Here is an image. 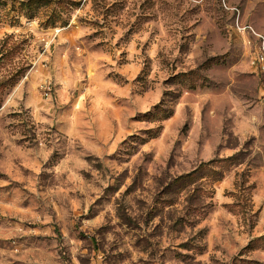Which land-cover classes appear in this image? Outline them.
Returning a JSON list of instances; mask_svg holds the SVG:
<instances>
[{"label":"rangeland","instance_id":"obj_1","mask_svg":"<svg viewBox=\"0 0 264 264\" xmlns=\"http://www.w3.org/2000/svg\"><path fill=\"white\" fill-rule=\"evenodd\" d=\"M263 42L264 0H0V264H264Z\"/></svg>","mask_w":264,"mask_h":264},{"label":"trees","instance_id":"obj_2","mask_svg":"<svg viewBox=\"0 0 264 264\" xmlns=\"http://www.w3.org/2000/svg\"><path fill=\"white\" fill-rule=\"evenodd\" d=\"M201 166H202V164L199 165L198 167H201ZM195 171H196V170H195ZM193 173H194V171H193ZM215 173H216V174H215V179H214V181H218V180H220V179L222 178V174H221V172L216 171ZM183 179H185V180H187V181H193V178L191 177V173L186 174V176H185Z\"/></svg>","mask_w":264,"mask_h":264},{"label":"built area","instance_id":"obj_3","mask_svg":"<svg viewBox=\"0 0 264 264\" xmlns=\"http://www.w3.org/2000/svg\"><path fill=\"white\" fill-rule=\"evenodd\" d=\"M256 59L259 60V62H264V42L261 44Z\"/></svg>","mask_w":264,"mask_h":264}]
</instances>
